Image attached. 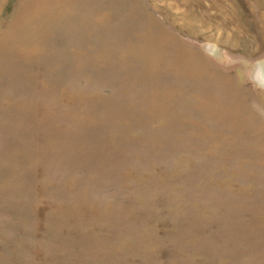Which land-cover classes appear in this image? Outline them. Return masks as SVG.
<instances>
[{
    "label": "rangeland",
    "instance_id": "rangeland-1",
    "mask_svg": "<svg viewBox=\"0 0 264 264\" xmlns=\"http://www.w3.org/2000/svg\"><path fill=\"white\" fill-rule=\"evenodd\" d=\"M33 1L0 0V264H264V0Z\"/></svg>",
    "mask_w": 264,
    "mask_h": 264
},
{
    "label": "bare ground",
    "instance_id": "bare-ground-1",
    "mask_svg": "<svg viewBox=\"0 0 264 264\" xmlns=\"http://www.w3.org/2000/svg\"><path fill=\"white\" fill-rule=\"evenodd\" d=\"M34 1L36 2L37 0H34ZM34 1L32 2V5H34L33 4ZM45 2L46 3L43 6L41 7L37 6V8H39L41 12L43 13V15L46 17V16L51 15L50 14L51 6H49V4L51 3V0H47ZM24 16H26L25 13H24ZM30 17H31L30 15L26 16L25 18L26 22L30 19ZM166 36H167V32L164 30L160 29L159 33H156L154 30H151L149 27H143V29H141L140 31L138 30L135 31L134 39L132 40V42L128 44V47L127 48L124 47V49L131 52L135 56V58L138 61H140V65L139 63H136V64L139 65V68L141 70L143 69L155 70L158 67H160V64H161L160 59H165V58L167 59L165 55L167 54V43L165 40ZM184 63H186V66H188L187 70H190L191 73H193V75L196 76L197 78L201 77V75H204V73L201 71L202 69L200 70L189 59H185ZM177 75H179L178 72H177ZM263 105H264V102H263ZM257 133H260L261 137H264V134H263L264 133V123L260 127H258ZM262 146H263V143L259 147L260 148L259 150L262 149Z\"/></svg>",
    "mask_w": 264,
    "mask_h": 264
}]
</instances>
